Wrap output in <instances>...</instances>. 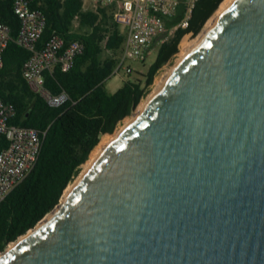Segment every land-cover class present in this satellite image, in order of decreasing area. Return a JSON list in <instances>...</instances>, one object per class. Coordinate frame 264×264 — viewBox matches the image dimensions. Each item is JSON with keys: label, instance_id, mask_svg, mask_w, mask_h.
Returning <instances> with one entry per match:
<instances>
[{"label": "water", "instance_id": "1", "mask_svg": "<svg viewBox=\"0 0 264 264\" xmlns=\"http://www.w3.org/2000/svg\"><path fill=\"white\" fill-rule=\"evenodd\" d=\"M73 184L0 264H264V0H236Z\"/></svg>", "mask_w": 264, "mask_h": 264}, {"label": "trees", "instance_id": "2", "mask_svg": "<svg viewBox=\"0 0 264 264\" xmlns=\"http://www.w3.org/2000/svg\"><path fill=\"white\" fill-rule=\"evenodd\" d=\"M224 1L199 0L186 29L177 27L185 17L181 6L168 23L170 28L177 27L174 35L159 46L147 73H139L141 78L129 79L111 93L106 83L114 76L126 40L111 10H86L85 0H35L33 8L46 16L38 49L55 35L64 40L65 48L74 41L85 46L68 72L57 65L44 73L45 88L53 96L65 93L69 97L53 107L31 89L24 76L32 54L17 44L21 21L14 10L15 0H0V17L11 36L0 69V98L16 109L10 124L46 132L36 167L0 204V253L59 205L102 139L113 135L151 93L157 75L176 58L183 38L199 35ZM105 53L110 55L104 57ZM1 144L7 147L5 137Z\"/></svg>", "mask_w": 264, "mask_h": 264}, {"label": "built area", "instance_id": "3", "mask_svg": "<svg viewBox=\"0 0 264 264\" xmlns=\"http://www.w3.org/2000/svg\"><path fill=\"white\" fill-rule=\"evenodd\" d=\"M90 1L95 8H109L125 33L126 40L113 75L123 73L131 76L134 68L128 62H144L157 45L160 46L174 35L177 27L188 28L199 0ZM34 3L35 0H15L14 4L15 13L21 21L17 44L32 54L25 65L24 76L36 94L43 97L49 105L59 107L69 97L65 93L53 96L45 88L44 73L57 65L63 72H68L85 46L80 41H74L65 48L64 40L55 35L42 49H38L46 16L40 9L33 8ZM181 6L185 8V17L177 27L170 28L168 23ZM10 40V29L0 17V69ZM15 116L14 105L0 98V204L32 173L39 161L46 136V132L10 124ZM2 137L8 142L5 148L1 144Z\"/></svg>", "mask_w": 264, "mask_h": 264}, {"label": "bare ground", "instance_id": "4", "mask_svg": "<svg viewBox=\"0 0 264 264\" xmlns=\"http://www.w3.org/2000/svg\"><path fill=\"white\" fill-rule=\"evenodd\" d=\"M236 0H225L219 7L217 13L215 14V16H213L208 23L206 24L205 29L203 30L202 34L200 35V37L197 40H189L188 38L184 39L181 42L180 48H181V53H180V60L179 62L186 57V55H188V53L194 49L209 33L210 31L213 29V27L215 26V24L218 22V20L221 18V16L229 9V7L235 2ZM178 62V63H179ZM170 75V71L169 73L164 77V79L162 81H160L157 84V87L155 88L154 92L149 96V98L144 101L143 103L140 104V106L137 109L136 114L132 117L129 118L125 125L120 128L113 136L104 138V140H102L100 142V144L97 146V148L94 150L93 154H92V160L89 162V164L87 165V169L92 166V164L95 162V160L98 158V156L110 145L112 144L122 133V131L129 126L138 116H140L146 109L150 99L159 91V89L162 87V85L164 84V82L166 81V79L168 78V76ZM74 186V185H73ZM73 186L69 187L65 194L64 197L66 195H68L70 193V191L72 190ZM51 215H48L40 224L38 227H40L43 223H45L46 221H48L50 219ZM33 232L31 231L29 233L32 234ZM27 236L22 237L19 242H21L22 240H24ZM18 243V242H17ZM17 243L11 244L10 245V249L13 248L15 245H17Z\"/></svg>", "mask_w": 264, "mask_h": 264}, {"label": "rangeland", "instance_id": "5", "mask_svg": "<svg viewBox=\"0 0 264 264\" xmlns=\"http://www.w3.org/2000/svg\"><path fill=\"white\" fill-rule=\"evenodd\" d=\"M85 9L86 10H91V9H96L95 8V6L93 5V3L90 1V0H85ZM218 11V10H217ZM216 11V12H217ZM216 14V13H215ZM215 14L213 15V16H215ZM212 16V17H213ZM211 17V18H212ZM210 18V19H211ZM209 19V20H210ZM208 20V21H209ZM208 23V22H207ZM206 23V24H207ZM205 27H206V25L204 26V28H203V30L205 29ZM203 30L200 32V34L199 35H197V36H190V35H188V36H186V37H184L183 38V40L184 39H186V38H188L189 40H197L199 37H200V35L202 34V32H203ZM182 42V41H181ZM180 45H181V43H180ZM158 48H159V45H157L156 47H155V49H153L148 55H147V58H146V60L144 61V62H138V61H129L128 63L134 68V73L131 75V76H125V75H123V73H121V74H116V75H114L111 79H109L108 81H107V83H106V88L108 89V91L109 92H111V93H115L122 85H123V83L125 82V81H127V80H129V79H134V78H141V76H140V74H143V73H147V71L149 70V68L155 63V61H156V59H157V55H158ZM180 53H181V48H180V46H179V52H178V55L176 56V58L174 59V61L171 63V64H168L158 75H157V77H156V79H155V83H154V87H153V89H152V91H151V93L148 95V97L146 98V99H144L141 103H143L144 101H146L148 98H149V96L154 92V90H155V88L157 87V84L160 82V81H162L163 79H164V77L169 73V71H171L176 65H177V63L179 62V60H180ZM110 54L109 53H105L104 54V57H107V56H109ZM140 73V74H139ZM140 103V104H141ZM140 106V105H139ZM138 106V107H139ZM138 107H137V109H138ZM137 109L135 110V112H134V114L131 116V117H129V118H132L135 114H136V112H137ZM129 118H126L125 120H124V122L117 128V130H116V132L120 129V128H122L124 125H125V123H126V121L129 119ZM115 132V133H116ZM114 133V134H115ZM113 134V135H114ZM113 135H111V136H113ZM107 137H110V136H108V135H106ZM103 137H105V136H103ZM107 137H105V138H107ZM102 140H104V138L102 139ZM91 160H92V158H91ZM90 160V161H91ZM89 164V162L86 164V166H84V172L87 170V165ZM74 184H71L70 185V187L71 186H73Z\"/></svg>", "mask_w": 264, "mask_h": 264}]
</instances>
